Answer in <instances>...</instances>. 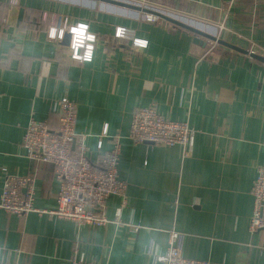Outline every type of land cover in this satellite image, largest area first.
Wrapping results in <instances>:
<instances>
[{"label":"crops","instance_id":"0c3cea01","mask_svg":"<svg viewBox=\"0 0 264 264\" xmlns=\"http://www.w3.org/2000/svg\"><path fill=\"white\" fill-rule=\"evenodd\" d=\"M82 1L0 0V191L6 174H32L34 207L55 208L53 167L29 161L21 139L30 117L56 127L51 102L66 97L76 104L75 131L87 134L93 163L110 149L107 136L121 137L122 224L77 227L45 214L20 218L0 210V260L68 264L76 241L87 260L100 264H162L154 257L165 254L173 230L182 236L183 258L264 264V230L249 228L250 190L264 166V62L219 44L203 57L210 40L197 43L191 32L160 18L146 22L140 10ZM128 1L208 34L222 23L223 41L264 57V0ZM227 2L233 3L226 12ZM58 14L89 26L95 35L90 61L72 60L61 41L48 39ZM117 26L148 45L115 39ZM148 106L195 131L189 156L179 145L131 143L132 113ZM105 126L108 135L100 137ZM120 206L110 196L106 216L113 220ZM125 224L140 229L132 233Z\"/></svg>","mask_w":264,"mask_h":264},{"label":"built area","instance_id":"2783aa9c","mask_svg":"<svg viewBox=\"0 0 264 264\" xmlns=\"http://www.w3.org/2000/svg\"><path fill=\"white\" fill-rule=\"evenodd\" d=\"M232 3H226L224 7L226 12ZM61 19V17L58 20L54 19L55 22L49 32L58 28L57 34L61 35V29L66 26L64 18ZM143 19L152 23L158 17L152 14H144ZM69 26V29L74 27ZM222 27L221 24L220 29ZM69 34L71 37L69 57L72 60L88 62L83 59V56L89 42L86 40L87 42H83L79 48L73 49V34L71 31ZM114 37L118 38L115 32ZM52 38L53 35L50 36L48 33V39ZM119 38L131 39L133 47H141L133 43L135 39L133 31L128 28H125V35ZM216 44V42L210 41L209 49L203 57L207 56ZM250 52L252 53V51ZM51 108L56 114L57 126L54 128L50 119L37 120L30 117L24 127L21 146L29 161L37 164H49L53 167V177L58 186L55 195V208L40 210L34 207V175L6 174L0 191V210L20 218H26L30 213L45 214L50 220L71 221L77 227L87 225L92 228H101L108 224H122L120 215L121 209L127 204V184L119 179L117 170L122 146L121 137L119 135L107 136V126H105L100 137H109L111 147L93 163L88 155L87 134L76 133L75 131L76 104L63 97L53 100ZM194 134L195 131L189 127L187 122L172 121L160 115L153 106H148L136 108L133 111L128 139L134 145L142 143L153 146L179 145L184 148V155L189 156L194 142ZM100 147L101 141L98 142V149ZM250 194L253 197L250 231L264 230V166L257 167V174ZM110 196L119 198L121 202L113 220L106 216V201ZM125 225L132 233H137L140 229V226L137 225ZM167 233L168 246L166 252L164 255L155 256L154 260L162 264H210L207 261L183 258L180 255L181 234L173 230ZM0 264L8 263L0 260ZM68 264L100 263L87 260L75 241Z\"/></svg>","mask_w":264,"mask_h":264},{"label":"water","instance_id":"95a60500","mask_svg":"<svg viewBox=\"0 0 264 264\" xmlns=\"http://www.w3.org/2000/svg\"><path fill=\"white\" fill-rule=\"evenodd\" d=\"M100 1L111 3V4H115V5H119V6H123V7H126V8H132V9H135V10H140L143 13L155 15V16H157L158 18H160L162 20L170 22V23L174 24L175 26L181 27V28L191 32L194 35V41L197 42V43L202 41V40H200L199 37H203L206 40H210V41L216 42L217 44H219L221 46L233 49L235 51H239V52H241L243 54H248L251 58H255L257 60H260L261 62H264V57H260V56H257L255 54L251 53V52H247L245 50L237 48V47L233 46L232 44H229V43L223 41L222 39L216 38L215 36H213L211 34L205 33V32L201 31L200 29H198L196 27L187 25L184 22H182V21H180V20L176 19L175 17L170 16L168 14H165V13H162V12H158V11H155V10H151V9H148V8H140V7L136 6V5L128 4L126 2H120V1H114V0H100ZM21 15H22V11H20L19 17H21ZM69 40H70V34L66 33V34H64L63 39L61 40L60 43L63 46H68Z\"/></svg>","mask_w":264,"mask_h":264},{"label":"clouds","instance_id":"9594fccd","mask_svg":"<svg viewBox=\"0 0 264 264\" xmlns=\"http://www.w3.org/2000/svg\"><path fill=\"white\" fill-rule=\"evenodd\" d=\"M88 25L85 23H78L76 26L72 27L70 29L72 35V48L73 49H77L80 47V45L85 41H94L95 40V36L91 33L88 32ZM56 34V30L53 29L49 32V35L52 36ZM61 34H62V30H61ZM115 35L117 37H123L125 35V28L123 26H117L115 29ZM133 43L135 45L141 46V47H146L148 45V40L145 38H141V37H137L134 39ZM92 44L89 43L86 46V51L84 53L83 59L85 61H89L92 58ZM79 58V57H76Z\"/></svg>","mask_w":264,"mask_h":264},{"label":"rangeland","instance_id":"374dc122","mask_svg":"<svg viewBox=\"0 0 264 264\" xmlns=\"http://www.w3.org/2000/svg\"><path fill=\"white\" fill-rule=\"evenodd\" d=\"M57 1H59V2H67V3H73L74 1L77 3H79V4H82V0H57ZM114 1H120V2H126V3H128V4H133V3H131L130 1H128V0H114ZM95 2H100V0L98 1V0H95ZM103 2V1H102ZM101 3V2H100ZM105 3V2H104ZM92 6H95V8L97 9L98 7L97 6H99L100 4H96V5H93L92 3H90ZM137 5V4H136ZM100 8V7H99ZM155 11H158V10H155ZM158 12H161V11H158ZM59 17H61L62 19L61 20H63V18H64V21H65V24H66V26H65V28H63V29H61L62 30V34L60 35V34H57V32H58V28L56 29V34H54L53 35V38L52 39H50V40H52V41H55V42H57V41H61L62 39H63V36H64V34H66V33H68L69 34V32H70V26L69 25H72V26H76V25H73V24H70V22H68V20H69V16H67V15H65V16H63V14L61 15H55V16H53V19H59ZM145 20V19H144ZM158 20V19H157ZM156 20V21H157ZM146 21V20H145ZM147 22V21H146ZM53 23L54 22H52V25H53ZM56 24V23H55ZM222 24V23H221ZM221 24H218V25H216V28H215V31L213 32V34H211V35H213V36H215L216 38H219V39H221V34H220V26H221ZM223 28V27H222ZM211 31V30H210ZM59 36H61V38H58ZM95 36V35H94ZM115 39H120L119 37L118 38H116V37H114ZM70 40H71V37H70ZM70 40H69V44H68V46H66V48H67V50H68V54L70 53V49H69V46H70ZM95 41V40H94ZM94 41H93V43H94ZM84 42H87L86 40L84 41ZM89 42V41H88ZM92 42V41H91ZM91 42H89V43H91ZM93 43H92V46H93ZM215 46H217V44L215 45ZM138 48H142V47H138ZM250 51H252V50H250ZM253 52V51H252ZM81 62V61H80Z\"/></svg>","mask_w":264,"mask_h":264},{"label":"trees","instance_id":"16d2710c","mask_svg":"<svg viewBox=\"0 0 264 264\" xmlns=\"http://www.w3.org/2000/svg\"><path fill=\"white\" fill-rule=\"evenodd\" d=\"M57 122V121H56ZM53 125V127L55 128V126H54V124H52Z\"/></svg>","mask_w":264,"mask_h":264}]
</instances>
